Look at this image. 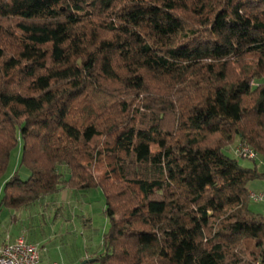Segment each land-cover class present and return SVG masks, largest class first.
Returning <instances> with one entry per match:
<instances>
[{
  "label": "trees",
  "instance_id": "16d2710c",
  "mask_svg": "<svg viewBox=\"0 0 264 264\" xmlns=\"http://www.w3.org/2000/svg\"><path fill=\"white\" fill-rule=\"evenodd\" d=\"M0 206L100 189L99 264H264V0H0Z\"/></svg>",
  "mask_w": 264,
  "mask_h": 264
},
{
  "label": "rangeland",
  "instance_id": "374dc122",
  "mask_svg": "<svg viewBox=\"0 0 264 264\" xmlns=\"http://www.w3.org/2000/svg\"><path fill=\"white\" fill-rule=\"evenodd\" d=\"M238 144V143H237ZM235 145L224 150L231 158ZM22 142L11 151L8 165L0 177V191L5 183L17 174L24 182L29 172L20 166ZM241 166L253 168L250 160L238 159ZM256 166L264 173V158H258ZM250 193L264 196V181L254 180L247 184ZM67 201L64 196H47L37 202L34 208L16 211L15 232H26V237L36 243L40 252V264H99L94 257L103 253V236L109 230V220L105 215L104 197L100 189L88 192H71ZM48 204V206H46ZM248 208L264 216V197L260 202L250 200ZM36 212L44 215L45 226L41 225ZM46 214V215H45ZM92 257L90 259H87ZM94 261V262H91Z\"/></svg>",
  "mask_w": 264,
  "mask_h": 264
},
{
  "label": "built area",
  "instance_id": "2783aa9c",
  "mask_svg": "<svg viewBox=\"0 0 264 264\" xmlns=\"http://www.w3.org/2000/svg\"><path fill=\"white\" fill-rule=\"evenodd\" d=\"M233 154L238 159L257 161L258 155L247 143H238L233 149ZM253 202L263 200L262 194L250 193ZM0 264H40V252L37 245L29 244L23 236L15 242L0 248Z\"/></svg>",
  "mask_w": 264,
  "mask_h": 264
},
{
  "label": "crops",
  "instance_id": "0c3cea01",
  "mask_svg": "<svg viewBox=\"0 0 264 264\" xmlns=\"http://www.w3.org/2000/svg\"><path fill=\"white\" fill-rule=\"evenodd\" d=\"M71 192L72 191H70V190H64V191L60 192L59 194H57L56 196H60V195L62 196V194H63L64 200L67 201L68 196H70V194H72ZM1 197H2V192L0 191V200H1ZM35 205L31 208H34ZM46 206H48V204ZM31 208H28V209H31ZM22 210H26V209H22ZM22 210H18V211H22ZM36 216L38 217V219H40L39 221H40L41 225L45 226V222L43 220L44 215H40L36 212ZM16 223H17L16 210L6 209V208H3L0 206V248H2L6 244L15 242L21 236H23L25 238V241L27 243L36 245V243L34 241H32L30 238L26 237L25 231L18 232V233L15 232ZM90 258H92V257H89L87 259H90ZM86 261H87L86 264H88V260H86Z\"/></svg>",
  "mask_w": 264,
  "mask_h": 264
},
{
  "label": "water",
  "instance_id": "95a60500",
  "mask_svg": "<svg viewBox=\"0 0 264 264\" xmlns=\"http://www.w3.org/2000/svg\"><path fill=\"white\" fill-rule=\"evenodd\" d=\"M95 261V260H94ZM94 261H91V262H94ZM87 263V261L84 263V264H86Z\"/></svg>",
  "mask_w": 264,
  "mask_h": 264
}]
</instances>
